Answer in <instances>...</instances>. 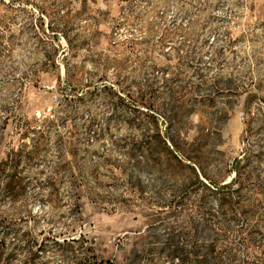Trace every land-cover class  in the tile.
Wrapping results in <instances>:
<instances>
[{
	"label": "rangeland",
	"instance_id": "obj_1",
	"mask_svg": "<svg viewBox=\"0 0 264 264\" xmlns=\"http://www.w3.org/2000/svg\"><path fill=\"white\" fill-rule=\"evenodd\" d=\"M93 257L264 264V0H0V264Z\"/></svg>",
	"mask_w": 264,
	"mask_h": 264
},
{
	"label": "trees",
	"instance_id": "obj_2",
	"mask_svg": "<svg viewBox=\"0 0 264 264\" xmlns=\"http://www.w3.org/2000/svg\"><path fill=\"white\" fill-rule=\"evenodd\" d=\"M71 242H75V241L72 240ZM65 243L68 244V241H65ZM93 258H94V264H101V263H98V260L96 259V257H93Z\"/></svg>",
	"mask_w": 264,
	"mask_h": 264
}]
</instances>
